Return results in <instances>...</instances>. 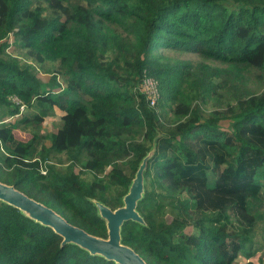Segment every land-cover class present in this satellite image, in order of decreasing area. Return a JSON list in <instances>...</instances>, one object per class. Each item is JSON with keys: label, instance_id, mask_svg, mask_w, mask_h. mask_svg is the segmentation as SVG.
<instances>
[{"label": "trees", "instance_id": "obj_1", "mask_svg": "<svg viewBox=\"0 0 264 264\" xmlns=\"http://www.w3.org/2000/svg\"><path fill=\"white\" fill-rule=\"evenodd\" d=\"M145 71L156 107L138 89ZM10 96L30 115L14 118ZM46 117L60 122L51 135ZM150 153L144 223L125 222L122 244L147 264H254L264 0H0V182L106 239L96 202L122 207ZM62 242L0 200V264H117Z\"/></svg>", "mask_w": 264, "mask_h": 264}, {"label": "water", "instance_id": "obj_2", "mask_svg": "<svg viewBox=\"0 0 264 264\" xmlns=\"http://www.w3.org/2000/svg\"><path fill=\"white\" fill-rule=\"evenodd\" d=\"M151 153L142 160L128 193L124 196V205L116 210L96 202L101 217L107 223L108 237H96L83 229L70 224L52 208L28 197L14 186L0 182V200L20 209L31 219L51 227L63 237L62 244L74 243L93 255H101L117 264H147L132 248L122 244L121 229L127 221L144 223L137 212V203L143 197L145 187L144 172Z\"/></svg>", "mask_w": 264, "mask_h": 264}, {"label": "rangeland", "instance_id": "obj_3", "mask_svg": "<svg viewBox=\"0 0 264 264\" xmlns=\"http://www.w3.org/2000/svg\"><path fill=\"white\" fill-rule=\"evenodd\" d=\"M11 45H12V47H10L8 49L9 52L16 53V54L20 53V52H17L13 37L11 38ZM181 58L197 59L198 57L195 54H191L189 56H182ZM40 77H41V80H44V81L48 80V81L53 82V88L58 87V85H59L58 79L56 77H51V76L45 75L42 72L40 74ZM56 111L57 110L55 108V112ZM58 111H59L58 113H61L59 109H58ZM25 113H26V115L27 114L30 115L29 111L28 112L26 111ZM166 114L170 118H173L174 113L171 109H166ZM45 121H47L48 123L43 124V130L45 132H47L49 135L54 133L60 125V122L57 119V117H46ZM26 129H29V128H26ZM18 130L19 131L16 132L17 137L23 138V139L29 137V135H28L29 133H27L26 130H23L22 126ZM263 209H264V207H263ZM171 219H172V217L169 214H167L166 220L168 222H170ZM257 223H258V228L256 230L257 234L255 235V244L256 245L253 244V247H254V249H256V251H255V256L252 257V261L254 262V264H264V222L261 220V217L260 218L258 217ZM244 261H245V258L243 256H241L240 259L238 260V264H243Z\"/></svg>", "mask_w": 264, "mask_h": 264}, {"label": "built area", "instance_id": "obj_4", "mask_svg": "<svg viewBox=\"0 0 264 264\" xmlns=\"http://www.w3.org/2000/svg\"><path fill=\"white\" fill-rule=\"evenodd\" d=\"M138 89L142 94L146 96L150 107L157 106L161 98L159 81L153 76L149 75L148 71L144 72L142 81ZM10 101L18 110V113L14 118H18L25 114V112L27 111V105L18 96H10ZM43 173H45V171H43Z\"/></svg>", "mask_w": 264, "mask_h": 264}, {"label": "crops", "instance_id": "obj_5", "mask_svg": "<svg viewBox=\"0 0 264 264\" xmlns=\"http://www.w3.org/2000/svg\"><path fill=\"white\" fill-rule=\"evenodd\" d=\"M58 82L60 83V81H59V79H58ZM56 114H57V116H61V115H63V112L62 111H60L61 113H58L59 111H58V109L56 108ZM19 130H16L15 131V136H16V132H18ZM29 135V134H28ZM17 137V136H16ZM17 138H19V137H17ZM20 140H22V141H27L28 139H29V137L28 138H25V139H23V138H19Z\"/></svg>", "mask_w": 264, "mask_h": 264}]
</instances>
